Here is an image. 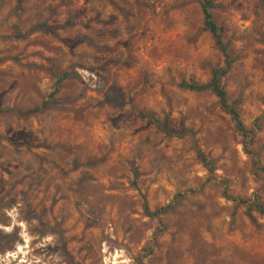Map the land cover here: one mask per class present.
<instances>
[{
  "label": "rangeland",
  "instance_id": "rangeland-1",
  "mask_svg": "<svg viewBox=\"0 0 264 264\" xmlns=\"http://www.w3.org/2000/svg\"><path fill=\"white\" fill-rule=\"evenodd\" d=\"M210 1L249 153L179 88L224 65L202 0H0V264H264V216L224 196L264 204V0Z\"/></svg>",
  "mask_w": 264,
  "mask_h": 264
},
{
  "label": "trees",
  "instance_id": "trees-1",
  "mask_svg": "<svg viewBox=\"0 0 264 264\" xmlns=\"http://www.w3.org/2000/svg\"><path fill=\"white\" fill-rule=\"evenodd\" d=\"M137 1L139 2L140 0H137ZM201 9H202V13L204 16V30L209 32L214 38L216 48L221 52L222 56L224 57V65L222 67H215L211 70V78L209 82L204 83V84L181 82L179 84V88L190 91V92L210 93L214 95L218 100L220 109L230 117V119L234 123L235 130L243 138V148L245 152L249 153V148L253 144V136L255 134L256 126H257V123L260 121V118H257L254 121L255 129H252V130L248 129L240 117V114L236 107V103L229 102L227 94L222 87V79L231 70L233 63L235 62V59L230 55L229 46L223 40L224 28L218 26L216 22L214 21L213 14L211 12L212 2L210 0H202ZM68 25H70L69 21L65 22L63 26H68ZM58 28H59L58 26L51 27L45 23H42V24H38L35 27H33L32 30H42L46 32H54ZM27 35L28 33L18 34L17 37L24 38ZM69 76H70L69 74H64L62 75V77H60L59 81L67 79ZM139 114L142 117L147 118L150 123L155 125L159 130L165 133L168 137L183 138L191 134L187 130L174 131L170 129L163 122L156 119L152 114L145 113V112H140ZM197 156L199 157L202 164L207 168V171L209 172L212 178L213 167L211 163L207 160L205 155L199 150H197ZM256 170L258 172L264 173V167H256ZM189 192H192V191H189ZM224 196L228 200L234 201L238 206H241V205L244 206L246 208L245 214L249 218H252L253 213H257L259 215L264 216V204L259 202L258 200L256 199L243 200L240 198H233L227 195L226 193H224ZM167 209H168V206L162 209H159V211H156L155 214H157L158 212L165 211Z\"/></svg>",
  "mask_w": 264,
  "mask_h": 264
}]
</instances>
